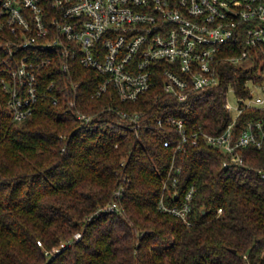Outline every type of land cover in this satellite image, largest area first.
<instances>
[{"label":"trees","instance_id":"obj_1","mask_svg":"<svg viewBox=\"0 0 264 264\" xmlns=\"http://www.w3.org/2000/svg\"><path fill=\"white\" fill-rule=\"evenodd\" d=\"M221 68L226 79L185 101L165 93L162 80L122 101L114 89L93 97L100 76L78 67L83 79L69 84L79 85V107L96 114L93 128L68 110L59 90L58 103L45 97L12 123L0 82V264H264V147H246L243 164L225 167L227 155L203 136L174 151L164 141L177 137L175 129L156 124L173 114L190 133H222L231 119L228 84L246 94L248 72ZM57 77L62 86L58 71L43 82ZM108 106L143 112L139 135ZM250 118H264V109L246 111L241 123ZM123 176L124 211L104 210L118 200ZM193 185L191 224L159 207L163 195L171 205L176 193L180 204Z\"/></svg>","mask_w":264,"mask_h":264},{"label":"built area","instance_id":"obj_2","mask_svg":"<svg viewBox=\"0 0 264 264\" xmlns=\"http://www.w3.org/2000/svg\"><path fill=\"white\" fill-rule=\"evenodd\" d=\"M225 63L236 67L234 75L240 70L248 74L246 94L228 84L225 108L231 119L222 133H190L185 119L173 114L158 117L156 124L178 134L166 139L165 146L184 150L203 136L227 155L223 164L230 167L245 162L246 147H264V118L244 124L240 119L248 110L264 109V0H0V82L9 95L12 123L26 120L45 97L58 103L59 90L83 126H97L96 114L78 105L79 85L69 84L83 79L78 67L100 76L93 97L114 89L122 101L137 100L162 80L165 93L185 101L226 79ZM57 71L62 86L58 77L43 82ZM231 94L236 104L229 101ZM107 108L127 119L139 135L143 112ZM260 172L264 177V168ZM123 177L115 189L118 200L104 210L124 211L121 199L129 179ZM195 191L191 186L180 204L178 193L171 205L163 195L159 207L191 224ZM80 237L81 232L75 234Z\"/></svg>","mask_w":264,"mask_h":264},{"label":"rangeland","instance_id":"obj_3","mask_svg":"<svg viewBox=\"0 0 264 264\" xmlns=\"http://www.w3.org/2000/svg\"><path fill=\"white\" fill-rule=\"evenodd\" d=\"M258 91L260 90L258 89ZM229 101L232 102L233 104H236V98L232 94L229 96Z\"/></svg>","mask_w":264,"mask_h":264}]
</instances>
